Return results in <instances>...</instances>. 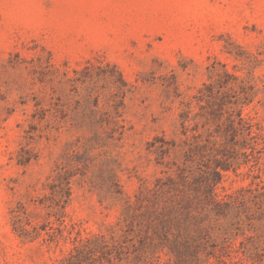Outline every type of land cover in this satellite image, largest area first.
<instances>
[{"label": "rangeland", "instance_id": "rangeland-1", "mask_svg": "<svg viewBox=\"0 0 264 264\" xmlns=\"http://www.w3.org/2000/svg\"><path fill=\"white\" fill-rule=\"evenodd\" d=\"M223 66L256 95L244 116L258 143L215 188L240 199L226 223L241 231L214 264H264V250L249 258L264 240V0H0V264L66 253L62 237L30 242L12 226L23 209L45 221L58 177L71 181L67 229L101 233L189 175L181 115Z\"/></svg>", "mask_w": 264, "mask_h": 264}, {"label": "trees", "instance_id": "trees-1", "mask_svg": "<svg viewBox=\"0 0 264 264\" xmlns=\"http://www.w3.org/2000/svg\"><path fill=\"white\" fill-rule=\"evenodd\" d=\"M223 67L222 72H210V83L194 97L199 111L191 117V102L181 115L184 134H192L181 145L189 175L181 172L179 181L160 188L152 207L128 205L124 220L101 233H84L73 223L67 229L72 187L70 178L61 176L51 186V196L41 202L48 211L45 221L35 223L26 210L17 211L12 215L14 232L30 242L45 240V235L52 241L62 237L68 247L55 264H214L227 255L235 230L240 232L241 227L234 229L226 221L240 199H219L215 188L225 173L236 172L255 158L258 134L244 116L255 101L253 89L245 78ZM191 121L193 128L186 126ZM258 196L244 213L252 212ZM263 250L264 240H259L249 258L259 261Z\"/></svg>", "mask_w": 264, "mask_h": 264}]
</instances>
